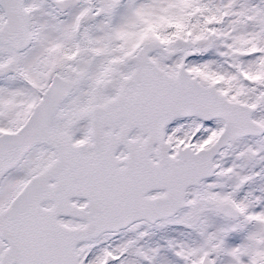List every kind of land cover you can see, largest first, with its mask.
<instances>
[{
	"label": "snow or ice",
	"instance_id": "1",
	"mask_svg": "<svg viewBox=\"0 0 264 264\" xmlns=\"http://www.w3.org/2000/svg\"><path fill=\"white\" fill-rule=\"evenodd\" d=\"M0 264H264V0H0Z\"/></svg>",
	"mask_w": 264,
	"mask_h": 264
}]
</instances>
